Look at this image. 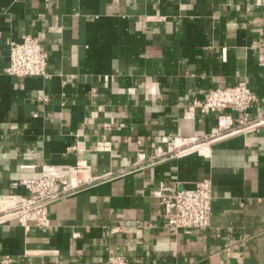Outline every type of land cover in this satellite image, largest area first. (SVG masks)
<instances>
[{
	"label": "crops",
	"instance_id": "obj_1",
	"mask_svg": "<svg viewBox=\"0 0 264 264\" xmlns=\"http://www.w3.org/2000/svg\"><path fill=\"white\" fill-rule=\"evenodd\" d=\"M26 35L46 47L47 76L6 72L10 44ZM263 38L264 0H0V193L27 194L13 183L39 177L44 164L85 159L104 177L55 201L47 227L0 223V258L264 264V123L134 166L173 137L211 133L218 112L187 115L210 88L247 80L250 116L264 114ZM106 141L110 150H97ZM205 178L211 226L170 227L159 184Z\"/></svg>",
	"mask_w": 264,
	"mask_h": 264
},
{
	"label": "built area",
	"instance_id": "obj_2",
	"mask_svg": "<svg viewBox=\"0 0 264 264\" xmlns=\"http://www.w3.org/2000/svg\"><path fill=\"white\" fill-rule=\"evenodd\" d=\"M258 45L262 50L259 62L264 67V38ZM48 67L49 53L39 37L26 35L22 41L10 44V62L6 67L8 74L21 78L47 76ZM255 101L256 96L247 80L208 89L203 98H196L188 104L187 115L218 112L217 125L211 133L204 137H173L166 146H157L151 155L140 153L134 166L139 168L148 161L153 163L169 156H182L200 150L201 146L214 138L264 123V114L250 116ZM238 114L242 116L236 119ZM110 147V142H99L97 150H110ZM103 178L94 174L92 165L85 159L77 160L74 164H44L39 177L13 183L14 187L24 185L27 194L0 193V223L16 218L18 224L26 230L47 227L50 222V206L55 201ZM154 193L160 198L162 213L170 227L191 233L211 226L214 199L211 178L198 180L192 186L182 189L161 182ZM0 264H16V261L11 255H6L0 258ZM105 264H131V260L126 255L110 253Z\"/></svg>",
	"mask_w": 264,
	"mask_h": 264
}]
</instances>
